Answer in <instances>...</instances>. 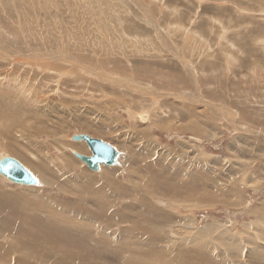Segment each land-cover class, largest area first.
Segmentation results:
<instances>
[{
	"label": "rangeland",
	"instance_id": "374dc122",
	"mask_svg": "<svg viewBox=\"0 0 264 264\" xmlns=\"http://www.w3.org/2000/svg\"><path fill=\"white\" fill-rule=\"evenodd\" d=\"M262 46L264 0H0V93L9 99L0 108L11 112L0 120V157L17 158L39 181L24 186L0 174V250L12 252L0 264L26 263L24 246L40 241L36 226L48 239L50 226L59 237L93 225L85 215L101 200L135 215L126 225L115 216L108 231L138 224L132 234L144 238L145 204L168 213L156 221L163 240L151 250L174 260L199 252L188 264H264ZM82 133L115 145L118 164L88 167L74 154L92 153L72 139ZM65 159L84 184L73 188L54 171ZM112 177L130 204L98 191ZM91 240L84 255L67 246L26 264L127 262L123 245L112 255ZM144 249L132 264H155Z\"/></svg>",
	"mask_w": 264,
	"mask_h": 264
},
{
	"label": "bare ground",
	"instance_id": "6f19581e",
	"mask_svg": "<svg viewBox=\"0 0 264 264\" xmlns=\"http://www.w3.org/2000/svg\"><path fill=\"white\" fill-rule=\"evenodd\" d=\"M27 4V3H26ZM15 24V23H14ZM2 29V28H1ZM242 32V31H241ZM250 32V31H249ZM97 34V33H96ZM241 35V34H240ZM260 39V38H259ZM100 40V39H99ZM98 41V40H97ZM258 41V40H257ZM94 42V41H93ZM259 42V41H258ZM125 44V43H124ZM257 46V45H256ZM263 48H264V46H262ZM109 48V47H108ZM249 50V49H248ZM14 53V52H13ZM263 53V52H262ZM252 54V53H251ZM260 54V53H259ZM159 56V55H158ZM254 56V55H253ZM11 57H14V56H11ZM20 57V56H19ZM36 57H37V55H36ZM80 57V56H79ZM152 57V56H151ZM166 57V56H165ZM255 57V56H254ZM17 58V57H16ZM78 58V57H77ZM83 58V57H82ZM264 58V57H263ZM4 59V58H3ZM23 59V58H22ZM89 59V58H88ZM257 59V58H256ZM24 60V59H23ZM5 61H8L7 59L5 60ZM13 61H15V59H13ZM17 61V60H16ZM27 61V60H26ZM185 61V60H184ZM9 62V61H8ZM22 62V61H21ZM58 62V61H57ZM67 62V61H66ZM171 62V61H170ZM10 63V62H9ZM34 64V63H33ZM33 64H31V62H30V64H29V66L30 65H33ZM106 64V63H105ZM127 64V63H126ZM14 66H16V67H21V66H19V64L18 63H16V65H14ZM173 66V65H172ZM23 67V66H22ZM21 67V68H22ZM25 67L26 68H28L26 65H25ZM24 67V68H25ZM91 67V66H90ZM88 68V67H87ZM148 68V67H147ZM187 68V67H186ZM136 69V68H135ZM172 70H174L175 71V67L174 68H171ZM88 70H89V68H88ZM125 70V69H124ZM90 72V71H89ZM180 72H182V71H180ZM180 72H178V74H179V76H181V74H180ZM92 73V72H91ZM18 74V73H17ZM93 74V73H92ZM97 74V73H96ZM134 75V74H133ZM27 76H29V75H27ZM26 76V77H27ZM6 77H9V75L8 76H6ZM25 77V78H26ZM101 77V76H100ZM99 77V78H100ZM47 77H46V75H43L42 77H41V80L43 81V80H45V81H47V79H46ZM108 78V77H107ZM184 78V77H183ZM183 78H181V79H183ZM6 78H4V77H1L0 76V86H2L3 85V83H4V80H5ZM34 79V78H33ZM37 80V79H36ZM133 80V79H132ZM33 81V80H32ZM31 81V82H32ZM41 81V82H42ZM121 82V81H120ZM161 82V81H160ZM136 83V82H135ZM143 85V84H142ZM125 87V86H124ZM139 88V87H138ZM150 93V92H149ZM0 94H2L3 96H4V98L2 97V98H0V102L2 101V103H3V100H5V101H9V99L7 98V96H6V94L5 93H0ZM5 94V95H4ZM112 94H114V93H112ZM148 94V93H147ZM176 95H178V94H176ZM171 96V95H170ZM151 98V97H150ZM1 106V105H0ZM35 109V108H34ZM34 109H31V112H33L34 111ZM36 110V109H35ZM38 111H39V108L37 109ZM41 110V109H40ZM38 111H36L35 113H38ZM34 113V114H35ZM10 114H11V112H9V111H7L6 109H5V106L4 107H1L0 108V120L2 119V121L4 120V121H6V118H10ZM129 115H131L130 114V112H129ZM226 115V114H225ZM37 116V115H36ZM150 116V115H149ZM40 117V116H39ZM242 117V116H241ZM245 117V116H244ZM1 121V122H2ZM6 122H8V121H6ZM11 122V121H10ZM3 124V123H2ZM7 124V123H6ZM8 124H10L11 125V123H8ZM5 127H7L8 128V126L6 125ZM3 128V127H2ZM1 129V128H0ZM199 130V129H198ZM1 131V130H0ZM200 131V130H199ZM83 134V133H82ZM84 134H86V133H84ZM89 135V134H88ZM95 138V137H94ZM198 138V137H197ZM101 139V138H100ZM28 145H29V148L32 150V148H31V146H33V145H35V144H31V143H28ZM28 145H27V147H28ZM7 146V145H6ZM9 146V145H8ZM21 146H23V145H21ZM36 147H37V145H35ZM115 146V145H114ZM11 148V147H10ZM24 149V148H23ZM38 149V148H37ZM40 149V148H39ZM32 151H34V149L32 150ZM40 151V150H39ZM44 151V150H43ZM72 151H74V150H72ZM31 152V151H30ZM45 152V151H44ZM45 154V153H44ZM47 154V153H46ZM74 154H75V152H74ZM92 154V153H91ZM90 154V155H91ZM43 155V154H42ZM90 155H88V156H90ZM5 156H10V155H5ZM22 156H24V155H22ZM3 156H1L0 158H2ZM13 157V156H12ZM168 157V156H167ZM15 158V157H14ZM45 159H47L46 157H44ZM17 159V158H16ZM18 160V159H17ZM20 161V160H19ZM21 162V161H20ZM59 162H61V161H59ZM62 163V164H61ZM61 163H55L54 162V165H57L58 166V168L57 169H55L54 171L59 175V177H66V179H67V181H66V184L68 185V184H72V187L74 188V187H77V186H79L77 183H85L84 182V180H79L80 178L77 176L78 175V173L76 172V171H72L73 169H75L74 168V166H73V168H72V165H70V163L69 162H67L66 161V159L65 160H63V162H61ZM63 163H64V165H63ZM76 166V165H75ZM67 173V174H66ZM1 174V173H0ZM2 175V174H1ZM2 176H4V175H2ZM5 177V176H4ZM114 177V176H113ZM113 177H112V180L109 182V183H106L105 181H103L102 180V182L100 181V182H98L97 183V189H98V191H104L105 192V194H104V197L105 198H107V197H110V196H116V197H114V198H112V199H117L118 197H121L125 192H126V190H127V186L125 185V184H123V183H121V182H119V181H117L116 182V179H113ZM6 178V177H5ZM6 179H8V178H6ZM9 180V179H8ZM156 180V179H155ZM9 181H11V180H9ZM78 181V182H77ZM80 181V182H79ZM12 182V181H11ZM167 182V181H166ZM16 184V183H15ZM162 184V183H161ZM20 185H24V184H20ZM112 185H114V186H117V187H113L116 191H117V189H118V193H112L113 191L115 192V190H112V191H108V189L110 188V186H112ZM24 186H32V185H24ZM34 186V185H33ZM126 186V188L124 189V187ZM165 187V186H164ZM171 187H175V186H171ZM117 188V189H116ZM166 188V187H165ZM173 189V188H172ZM165 190V189H164ZM169 190V189H168ZM119 199V202L120 201H122L123 202V204H126V203H128V202H126V200L124 199V198H118ZM109 201L110 200H101V201H99L98 203H97V208L96 209H100V210H93V214H92V210H88L89 212L85 215V217H87V218H89L90 220H92L93 222H94V224L93 225H89V226H79L78 228H76V230L74 231V233L72 234L71 233V230H72V227H68V229L67 230H65L63 233H61L60 234V236L59 237H55V235H56V231H57V228L56 227H52V226H50L48 229H50V233H48L49 235H51V236H53V238H46L45 236H44V231H45V229H43V228H40V227H38V226H36L35 228H34V230H35V237L37 238V239H39L40 241L39 242H36V243H33L32 245H29V246H24V251H23V254H25V256H26V263H27V261H29V259L30 258H35V257H41L42 258V260L44 261V262H47V258H46V256H51L52 255V253L53 252H55V251H62L65 247H67V246H75L76 247V249H75V251H74V255L75 256H81V255H84V251L86 250V248H85V246H86V240H91V241H94V243L97 245V246H100V244H103V245H105L106 246V253L108 252V251H110L111 250V253H112V255H115V252L117 251H115V247L117 248V246H115L114 247V244L116 243V244H119V248H120V250L122 251V249H124V248H122L123 246L125 247V249L127 248V250H128V258H127V256H123V259L124 260H127V262L126 261H123V262H125L124 264H128L130 261H132V262H130L129 264H132L133 263V261H134V258H135V256H136V254H137V251L138 250H141V251H144L145 249L144 248H146L147 249V251H149L150 253H148V252H145L144 253V258L145 259H147L148 261H150V262H154L155 264H158V262H159V264H188L189 262H193V260H195V259H191V260H189V259H187V256L185 257V259H183V255H182V257L178 260H174L175 258H170V256H168V254L165 252V249L163 250V249H160V248H155V249H153V250H151V248H152V246H155V245H157V244H159V242L158 241H162L163 239H162V234H160V228L159 227H157V222H158V220H164V219H167L169 216H168V213H167V215L166 214H164V213H161V212H163V211H161V212H158V211H156L157 213H154V206L153 205H151V204H145V206H147L149 209H150V212H146L145 210V213H144V216H145V220L143 221V225L144 226H146V227H148L149 228V230H151V236H149L148 238H144V234H139V235H133L132 234V231L133 230H136V229H138L139 227H138V224H135V225H133V226H130V227H125V226H121V228H120V230H119V232H116V231H108L109 229H111L112 228V225H117L118 223H116L115 222V220H114V218H115V216L116 217H119V222H120V225L121 224H125L126 225V223H130L131 221H132V219L134 218V213L132 212V211H129V210H127L126 209V207L127 208H131L132 206L131 205H128V206H126V207H115L113 210H111V208L109 207V205H108V203H109ZM162 203H163V201H161ZM128 204H130V203H128ZM117 208V209H116ZM161 213V214H160ZM107 214V215H106ZM163 215H166L167 216V218H165V217H163ZM106 216V219L104 218ZM100 218H104V220H101L102 222H100V221H97L98 219H100ZM170 218V217H169ZM118 219V218H117ZM157 221V222H156ZM168 222V221H167ZM111 223H112V225H111ZM163 224H166V222H164ZM172 225H174V223H171ZM149 225H152V227L154 226L155 228L153 229L152 227H149ZM159 225H161V227H162V224H159ZM158 225V226H159ZM96 230H101V232L102 231H106V233H107V231H108V233L106 234V233H104L103 232V234H98V233H96ZM114 230V229H113ZM38 231V232H37ZM125 231L127 232V233H125ZM37 232V233H36ZM81 232V233H80ZM86 232H88V233H92L93 232V234L91 235V236H89V235H86ZM70 234H71V236L73 235V237L75 236V238H80L81 240H77V239H75V238H73V237H71L70 236ZM131 234V235H130ZM0 236H2L1 235V231H0ZM145 236H146V234H145ZM20 241H21V238L19 239ZM49 240V241H48ZM83 240V241H82ZM2 241H5V240H2ZM7 241H8V246L7 247H13V242H12V240H11V238H7ZM0 242H1V240H0ZM88 242V241H87ZM128 243V246L126 247L125 246V243ZM163 242H165V241H163ZM162 242V243H163ZM167 243V242H166ZM191 243H193V242H191ZM93 244V243H92ZM161 244V243H160ZM164 244V243H163ZM162 244V245H163ZM194 244V243H193ZM39 245H42L43 247H44V249H42V250H39L38 252H35V255H34V253H33V250H30V249H32L31 247H33V246H38L39 247ZM59 245H61V246H59ZM123 245V246H122ZM195 246L197 245V244H194ZM0 246H6V245H4V244H0ZM88 246V245H87ZM91 246V245H90ZM89 246V247H90ZM166 246H168V244H165V246L163 245V247H166ZM191 246V245H190ZM195 246H193V248L195 247ZM113 247H114V249H113ZM198 247V246H197ZM68 248H70V247H68ZM95 248V247H94ZM199 248V247H198ZM197 248V249H198ZM97 249V248H96ZM118 249V248H117ZM124 249V250H125ZM168 248H166V250H167ZM36 250V249H35ZM91 250V249H90ZM101 250V249H100ZM98 251V250H97ZM97 251H96V253H97ZM193 252L195 251V250H192ZM17 252H18V250H17ZM99 252H103L102 250L101 251H99ZM90 253H92V252H90ZM95 252H94V254H96ZM117 253H119V252H117ZM170 253V252H169ZM199 253V252H198ZM198 253H196V252H194V256L193 257H195L196 258V262L199 260V259H201L202 257H203V255H200V254H198ZM98 254H100V253H98ZM97 254V255H98ZM108 254V253H107ZM110 254V253H109ZM119 255V254H118ZM211 254L209 253V257H211L210 256ZM11 256H12V252L11 251H9V250H7V249H1L0 250V257H2V258H5V259H8V258H11ZM91 256H93V255H91ZM100 256V255H99ZM105 255L103 254V257H104ZM108 256V255H107ZM121 256V255H120ZM119 256V257H120ZM181 256V255H180ZM189 256H191V255H189ZM48 257V258H49ZM101 257V256H100ZM112 257V256H111ZM118 257V261H119V258ZM172 257V256H171ZM174 257H175V255H174ZM114 258H115V256L112 258L113 260H114ZM190 258V257H189ZM172 260H174V261H172ZM18 261H19V259H18ZM48 261H50V260H48ZM117 261V262H118ZM20 262V261H19ZM25 263V264H26ZM29 263V262H28ZM227 264V262L225 261V260H213V262L212 263H208V262H206L205 264ZM31 264H33V263H31ZM117 264V263H116Z\"/></svg>",
	"mask_w": 264,
	"mask_h": 264
},
{
	"label": "water",
	"instance_id": "95a60500",
	"mask_svg": "<svg viewBox=\"0 0 264 264\" xmlns=\"http://www.w3.org/2000/svg\"><path fill=\"white\" fill-rule=\"evenodd\" d=\"M73 140H83L89 146L92 154L90 156L75 152L85 164L93 170H99L102 164H118L120 151L110 142L100 138H94L88 134H74ZM0 173L16 184L36 185L39 183L35 175L19 160L12 156L0 158Z\"/></svg>",
	"mask_w": 264,
	"mask_h": 264
}]
</instances>
